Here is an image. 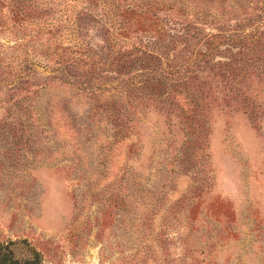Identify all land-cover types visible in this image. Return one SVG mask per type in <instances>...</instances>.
Listing matches in <instances>:
<instances>
[{
  "label": "rangeland",
  "instance_id": "1",
  "mask_svg": "<svg viewBox=\"0 0 264 264\" xmlns=\"http://www.w3.org/2000/svg\"><path fill=\"white\" fill-rule=\"evenodd\" d=\"M44 264H264V0H0V244Z\"/></svg>",
  "mask_w": 264,
  "mask_h": 264
},
{
  "label": "trees",
  "instance_id": "2",
  "mask_svg": "<svg viewBox=\"0 0 264 264\" xmlns=\"http://www.w3.org/2000/svg\"><path fill=\"white\" fill-rule=\"evenodd\" d=\"M0 264H44L41 253L26 240L0 244Z\"/></svg>",
  "mask_w": 264,
  "mask_h": 264
}]
</instances>
